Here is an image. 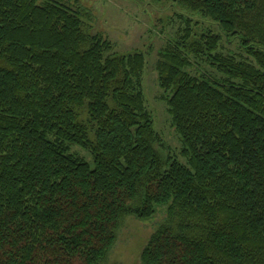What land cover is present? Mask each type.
<instances>
[{
  "label": "trees",
  "instance_id": "trees-1",
  "mask_svg": "<svg viewBox=\"0 0 264 264\" xmlns=\"http://www.w3.org/2000/svg\"><path fill=\"white\" fill-rule=\"evenodd\" d=\"M172 1L220 32L182 18L158 53L185 164L155 148L141 52L113 55L58 0H0V264H101L158 207L141 264H264V0Z\"/></svg>",
  "mask_w": 264,
  "mask_h": 264
},
{
  "label": "rangeland",
  "instance_id": "rangeland-1",
  "mask_svg": "<svg viewBox=\"0 0 264 264\" xmlns=\"http://www.w3.org/2000/svg\"><path fill=\"white\" fill-rule=\"evenodd\" d=\"M42 1L38 0V3ZM58 1L80 17L86 32L98 34L109 40L113 47V55L125 56L133 52H141L144 55L146 64L141 79L144 103L152 114L156 132L164 143V148L157 145L155 148L163 158L173 157L185 164L186 161L180 156L183 148L180 137L170 124L167 105L162 100L163 91L158 87L155 66L160 50L167 42H171L181 34V30L186 25L182 18H190L193 21L192 29L196 34L204 33L209 29L214 33H220L216 25L172 0ZM220 43L222 54H234L237 57L242 54L237 48V42L227 44L222 40ZM188 71L191 75L198 71L214 79L220 78L211 67L198 60ZM80 121L87 125L85 113ZM72 150L80 153L93 168V162L86 152L83 153L75 147ZM164 211V207H158L154 217L144 221L125 216L118 227L115 243L101 264H141L140 250L164 220Z\"/></svg>",
  "mask_w": 264,
  "mask_h": 264
}]
</instances>
